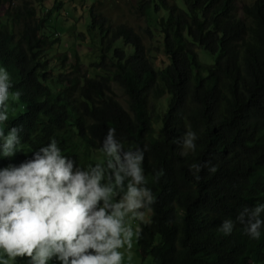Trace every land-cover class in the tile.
Listing matches in <instances>:
<instances>
[{
	"label": "trees",
	"instance_id": "obj_1",
	"mask_svg": "<svg viewBox=\"0 0 264 264\" xmlns=\"http://www.w3.org/2000/svg\"><path fill=\"white\" fill-rule=\"evenodd\" d=\"M37 1L43 15L29 0H0V68L12 84L5 131L23 127L15 155H0V170L53 139L74 170L106 163H83L80 153H103L114 128L125 151L148 147L142 168L156 202L137 242L152 264H264V227L253 239L236 220L245 207L264 204V0H138L160 35L158 67L141 33L93 4L90 28L101 37L93 73L78 55L67 63L66 52L50 63L60 32L45 31L51 13ZM197 47L215 62L203 64ZM188 131L198 137L196 150L181 156L177 140ZM206 162L217 171L205 167L196 179L192 166ZM227 219L235 227L226 236L219 229Z\"/></svg>",
	"mask_w": 264,
	"mask_h": 264
},
{
	"label": "clouds",
	"instance_id": "obj_2",
	"mask_svg": "<svg viewBox=\"0 0 264 264\" xmlns=\"http://www.w3.org/2000/svg\"><path fill=\"white\" fill-rule=\"evenodd\" d=\"M10 74L0 68V155L11 158L21 142L22 126L5 131L9 119ZM22 93H12L19 99ZM109 128L102 150L106 163L87 169L75 167L74 161L61 155L55 139L33 153L19 166L0 170V264H10L18 257L30 258V264H48L54 257L62 264H124L133 258L134 238L141 228L132 221L148 223L145 211L156 202L145 187L143 149L124 150ZM196 133L188 131L177 143L181 156L195 152ZM205 167L210 173L216 166L196 164L192 174L200 179ZM128 179L126 190L124 181ZM159 181L160 173L155 176ZM102 181H106L102 183ZM122 197L117 200L116 197ZM264 204L242 209L236 220L253 239H259L264 227ZM235 223L224 220L219 231L230 235Z\"/></svg>",
	"mask_w": 264,
	"mask_h": 264
},
{
	"label": "rangeland",
	"instance_id": "obj_3",
	"mask_svg": "<svg viewBox=\"0 0 264 264\" xmlns=\"http://www.w3.org/2000/svg\"><path fill=\"white\" fill-rule=\"evenodd\" d=\"M24 0H16V4H21ZM41 13L37 0H29ZM44 0V4L50 10V16L48 23L51 27L45 30L49 36L53 37L56 33V28L60 32V42L48 52L47 58L50 63H55L58 60V56L63 53H68V62L72 61L76 55H78L91 73H93V63L99 59L101 37L98 30L90 28L91 18L89 8L91 5H96V11L104 14L109 21L114 24L127 23L135 28V30L142 34L144 43L148 48H151V58L155 66H161L162 60L165 58L162 45L160 43V35L155 27V23L143 16L138 9V0ZM253 0H240V4L251 3ZM59 2H63L60 6V10L57 9ZM6 5L1 6L0 15L3 14V10ZM18 26V24H17ZM19 27V26H18ZM149 28L152 30V34L149 32ZM157 49V50H155ZM199 59L203 64H213L217 55H213L201 47H197ZM195 73V69H194ZM195 82V80H192ZM114 89L118 94V97L125 103V95L121 88L114 84ZM167 100V99H166ZM86 159L96 160L98 162H104L108 159L103 152H97L92 156H84L80 153V160L86 163ZM128 182H124V188L126 190ZM116 197L119 200L122 197ZM145 211L146 218L149 221L152 211L150 209H142ZM140 221H132L133 227L140 226ZM133 258L131 261L127 259V253L125 254L124 264H152V255L143 254L137 239L134 238ZM10 264H30V258L18 257L15 262ZM48 264H62L55 257L48 261Z\"/></svg>",
	"mask_w": 264,
	"mask_h": 264
}]
</instances>
